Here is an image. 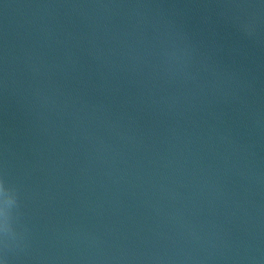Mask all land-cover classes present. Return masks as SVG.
<instances>
[{
	"label": "water",
	"instance_id": "obj_1",
	"mask_svg": "<svg viewBox=\"0 0 264 264\" xmlns=\"http://www.w3.org/2000/svg\"><path fill=\"white\" fill-rule=\"evenodd\" d=\"M0 264H264V0H0Z\"/></svg>",
	"mask_w": 264,
	"mask_h": 264
}]
</instances>
